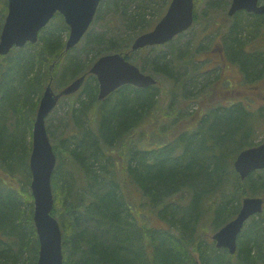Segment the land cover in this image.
I'll list each match as a JSON object with an SVG mask.
<instances>
[{
  "label": "trees",
  "instance_id": "16d2710c",
  "mask_svg": "<svg viewBox=\"0 0 264 264\" xmlns=\"http://www.w3.org/2000/svg\"><path fill=\"white\" fill-rule=\"evenodd\" d=\"M221 2H207L203 21L208 22V30L216 29L224 36L223 42L208 48L201 46L190 53L188 62L211 83V72L220 74V68L226 63L210 62L209 56L217 51L223 59L239 65L246 84L257 82L262 86L264 14L239 11L235 20L224 22L217 11ZM195 3L200 2L195 0ZM146 5L150 7L151 1ZM127 11V28L139 34L151 30L160 20L147 19L139 10L129 12V7ZM57 15L64 30L68 29L61 14ZM199 17L195 14L194 23ZM112 21V24L117 22ZM53 23L54 20L40 32L36 43H27L6 56L0 55V84L3 83L0 90V169L3 171L0 173L3 176L0 177V264H36L38 260L40 245L33 221V195L27 194V202L21 188L8 186L4 177L13 178L17 167L23 166L27 180L30 178L31 139L28 142V138L40 98L51 78L53 85L62 89L82 75L86 76L85 82L94 79L95 87L90 84L85 90L86 99L79 98L81 107H74L69 113L76 120L72 134L61 143L59 139L60 145H54L57 164L52 176L53 214L63 233L64 264H264V212L245 224L234 255L205 238V232H200L203 225L200 231L197 227L202 215L210 212L212 224L210 228L205 225L204 230L210 231L212 227L216 232L236 217L244 197L264 199V178L256 180L257 171L250 173L240 187L233 184L235 189L228 188L230 181L236 183L240 178L237 174H228L233 172L232 155L260 144L255 142V136L264 122L257 121L255 116L263 113V109L253 112L249 109L250 103L244 100L218 104L198 117L193 131L184 130L161 146H145L143 128L148 122L172 119L177 123L180 118L170 117L174 105L193 94L189 84L196 87L195 80L187 82V75L184 79L174 78L176 39L137 51L148 53L147 56L174 45L165 53L149 55L144 66H138L144 72L149 70L147 73L158 84L146 88L123 85L100 101L97 78L89 73L90 64L114 52L128 53L127 58L131 60L135 38L126 42L112 37L110 45L104 47L101 39L87 32L84 50L96 45L94 54L89 61H74L61 35L57 31L49 33ZM251 24L263 33L257 38V44L248 43L243 36L245 26L252 28ZM180 54L179 50L178 57ZM201 54L206 56L197 57ZM159 75L176 80L172 99L164 107L160 105ZM213 78L215 84L217 79ZM93 106L99 115L97 128L90 121L89 111ZM159 111L160 120L155 116ZM215 186L222 190L224 199L212 200L209 204L203 198ZM142 195L148 197L149 211L141 203ZM24 203L28 206L27 214ZM141 213L148 214V222L143 221ZM153 217L166 226L153 225Z\"/></svg>",
  "mask_w": 264,
  "mask_h": 264
},
{
  "label": "water",
  "instance_id": "95a60500",
  "mask_svg": "<svg viewBox=\"0 0 264 264\" xmlns=\"http://www.w3.org/2000/svg\"><path fill=\"white\" fill-rule=\"evenodd\" d=\"M102 0H8V13L0 34V55H7L14 47H23L28 42L36 43L40 31L48 25L56 13L64 16L69 25L65 49L74 48L83 38ZM195 0H171L167 11L152 30L138 35L131 50L163 45L178 34L187 31L195 21ZM264 14L261 0H232L228 9L230 16L239 11ZM128 53H107L100 56L90 67L89 73L96 76L98 99L103 100L123 85L146 88L157 80L143 73L130 61ZM82 75L59 92L53 88L52 78L40 98L32 131L31 191L34 196L33 219L39 240V255L36 264H64L63 234L58 219L53 214L54 194L52 175L57 156L47 130L46 119L63 96L76 93L85 81ZM242 179L255 170L264 169V143L242 150L234 161ZM264 211V199L246 196L235 218L216 231L212 238L217 247L227 248L231 254L237 250V239L250 217Z\"/></svg>",
  "mask_w": 264,
  "mask_h": 264
},
{
  "label": "rangeland",
  "instance_id": "374dc122",
  "mask_svg": "<svg viewBox=\"0 0 264 264\" xmlns=\"http://www.w3.org/2000/svg\"><path fill=\"white\" fill-rule=\"evenodd\" d=\"M147 1L149 0H104L101 6L100 12L97 13L95 20L92 23L88 32L92 33L93 36L101 39L102 40L101 44L104 47H106L105 45H110V41L112 40V37H116L120 41L129 42L132 37L136 38L139 33L137 30L127 28L125 24L126 16L128 14V11H127L128 7H129V12L131 10L142 11V13H145L147 15V19H156V18L161 19L160 13L162 11L166 12L171 2V0H150L151 6L148 7V5H146ZM198 1L200 3H196L195 8H196V14L200 15L199 21L195 22L187 31L177 35L174 38L176 39L174 42V44H176V48H174V45L173 47H170V48L166 46L159 53L151 52L149 54L150 56L159 55L160 53H165L166 50H171L174 48L175 49L174 56H175V61H176L174 64L175 65L174 78L179 79V76H180L182 79H184L185 75H187L188 76L187 78H189L187 82L191 81L192 83L195 80L197 83H196V87L189 84L188 89H191L194 92L192 95H190L188 99H186L185 101L181 100L180 102L177 101L176 104L174 105L172 109L174 113H171L170 117L180 118L179 120H177V123H174L172 119H167V120L161 119L162 113L159 111L160 113L156 114L155 116L156 118L158 117L159 120L161 119V122L154 123L153 121H151V122H148V125L143 128V130L145 131V135L142 138L143 139L146 138V141L142 142V144L145 146H148V147H151L152 145L161 146L163 144L168 143V140H171L174 136H176L177 134H179L180 132L184 130H188L189 132L193 131L194 128L197 126L198 117H200V115L208 111L210 107L213 108L218 104L230 105L232 104V102H238V101L244 100L246 103L247 102L250 103L249 105L251 106H249V109L253 112H258L261 109H263V113L256 114L255 118L257 121L259 120V121L264 122V79L260 80V83L262 84V86H260L257 82H254V84H246L243 81L242 72L240 70L239 65H235L234 63H231L226 58L223 59V57L220 54H218L217 51H215L214 54L209 56L212 58L210 62L218 63V62L224 61L226 63L224 67L220 68V74H218L215 71L211 72V75H212L211 83L207 79L206 75L196 70H193L191 62H188L190 59L191 52L193 53L196 52V49H200L201 46H204L207 48L210 46L212 47L213 45L217 46L219 45V43H222L224 39V36L219 34L218 33L219 31H217L214 27H213V29H215L214 31L208 30V26H207L208 22L203 21L205 19L204 18L205 14L208 11L207 2L209 0H198ZM221 1H222L221 5L219 6L217 10L219 11L218 14H220L219 15L220 19L222 18V21L224 22H228V21L232 22L233 20H235L234 16L236 15L235 14L233 16H230L228 14V9L230 7L232 0H221ZM7 13H8V0H0V34H1L3 23L7 16ZM213 14H214V11L212 12V15ZM60 16L62 17L63 23L66 25L68 29L64 30L63 24L59 22L60 18H57L58 15H56L55 19H53L54 20L53 25L49 28V31H50L49 33L57 31L61 35L63 39V43L66 45V40L69 35L70 27L66 23L64 16L63 15H60ZM228 17H229V20H228ZM112 20L114 21L117 20V22L112 24L113 22ZM251 26L252 28L250 26L248 27L245 26V30L243 31V36L247 38L246 41H248V43L257 44L258 43L257 38H261L260 34H263V33L261 32L259 28H256L255 26H253V24H251ZM86 41H87L86 36H84V38L74 48L69 50L70 52L69 57L72 60L89 61V59L93 56L94 54L93 51H95L96 45L92 44L88 46L85 51L84 47H85ZM261 49L264 50V46H262ZM179 50L181 52L180 57H178ZM145 54H148V53L141 54L135 51V53L133 54L131 58V61H133L137 66L142 67L144 66V61L146 59H149V55L146 56ZM199 56L204 58L206 55L205 54L197 55V57ZM163 59L164 58H162L161 60ZM147 72H149V70H147ZM190 76H192V78H190ZM213 77L217 79V82L215 84L213 83V80H214ZM158 78L160 80L159 87L161 89L160 105L164 107L172 99L171 91H174L173 89L176 86L174 81L176 80L172 78L173 80L172 81L170 77L166 75H159ZM96 81L98 83L97 79ZM90 84H93L92 86L95 87L94 85L95 80L90 79L89 81L84 82L80 90L77 91L76 93L72 95H68V96H63L58 101V104L54 108V110L48 115L46 119V125H47V130H48V133H49V136H50V139L53 145L58 144L59 139L61 143L64 140V138L72 134V127L74 126V123H76V120L75 118L71 119L69 116V113L73 111L72 109L74 107L75 108L81 107V104H79V98L81 99L85 98V93H86L85 90H87L86 88L90 87L89 86ZM179 85L181 86V83H179ZM179 85H178V88H179ZM2 86H3V83L0 84V90ZM53 88L55 89L56 92H58L61 87L58 88L56 84L54 83ZM96 109L93 106L92 110L90 111L88 110V111L90 114V121L92 125L94 127L96 126L97 128L99 115L96 114L95 112ZM167 114L168 113H164V115H167ZM15 121H17V119H15ZM32 131H33V128H32ZM52 131L54 134L52 133ZM165 136L167 139L165 138ZM30 139H31V151H32V146H33L32 133H31V137L28 138V142H30ZM255 142L264 143V123L262 127H260L259 133H257V135L255 136ZM237 154L238 152L232 155V160L229 158L232 161L233 172L228 171V174L230 175L237 174L240 177L239 173L236 171L235 166H234V161L237 158L236 157ZM19 163H16L15 165H18ZM28 164L30 168V157H29ZM19 166H22V164ZM230 168L232 169V167ZM256 171H257V173L255 174L256 180L258 181L262 180L264 178V169L256 170ZM2 172L3 171L0 169V173ZM30 172H31V169H30ZM25 174H26L25 167L22 166V167H17V172L13 173V175H15L13 178H10L8 175H6V177L4 178H5V183L8 186H11L12 188L16 190H19L21 188L25 196L24 200L28 202L27 194L29 192L32 193L31 191L32 172L30 173L31 175H30V178H28V180ZM1 176L2 175H0V177ZM246 178L242 179L240 177L236 183H234V181H230V184L228 185L229 190L235 189V186H233V184H237L240 187L241 186L240 184L245 183ZM28 181H29V184L27 183ZM78 181L79 180H77L76 184L79 183ZM215 184H217V182ZM217 187L218 186L212 187L210 188L209 192H206L203 198L205 199V202H208L210 204V201L217 200V199L219 202H221V200L223 201L224 198L221 192L222 190H218ZM244 187L247 188L246 185ZM236 195H234V201L235 199H237ZM33 200H34V197H33ZM141 200H142L141 203L143 204V206H145L144 209H147L149 211L150 207L147 206L148 197H146L145 195H142ZM24 205H25L24 210L27 214L28 213L27 203H24ZM141 216H142L143 221L145 222L149 221L148 214H142ZM152 221H153L152 224L155 226H164V227L166 226L157 217H153ZM211 224L212 222L210 219V212H207V215L206 213L202 215V218L198 221L197 227L200 231L201 229L200 226L203 225V228H202L203 231H200V232H205L204 237L208 238L209 240L211 239L212 242L214 241L215 246H216V241L212 238L215 231L212 229V227L210 231L204 230L205 225H208L210 228ZM85 225L86 224H84L83 226ZM221 248L222 247H220L219 249ZM231 255H234V254H231ZM71 260L72 259H70V262Z\"/></svg>",
  "mask_w": 264,
  "mask_h": 264
},
{
  "label": "bare ground",
  "instance_id": "6f19581e",
  "mask_svg": "<svg viewBox=\"0 0 264 264\" xmlns=\"http://www.w3.org/2000/svg\"><path fill=\"white\" fill-rule=\"evenodd\" d=\"M142 71V70H141ZM143 73H146V74H149V73H147V72H144V71H142ZM154 77V76H153ZM85 79H86V77H85ZM116 91V90H115ZM97 97H98V95H97ZM54 147V146H53ZM54 151H55V149H54ZM32 152V151H31ZM56 153V152H55ZM30 156H31V154H30ZM56 156H57V154H56ZM34 197V196H33ZM237 247H238V245H237Z\"/></svg>",
  "mask_w": 264,
  "mask_h": 264
},
{
  "label": "flooded vegetation",
  "instance_id": "af4514ba",
  "mask_svg": "<svg viewBox=\"0 0 264 264\" xmlns=\"http://www.w3.org/2000/svg\"><path fill=\"white\" fill-rule=\"evenodd\" d=\"M5 22V21H4ZM3 25H4V23H3ZM2 28H3V26H2ZM2 31V30H1ZM99 86V85H98Z\"/></svg>",
  "mask_w": 264,
  "mask_h": 264
}]
</instances>
